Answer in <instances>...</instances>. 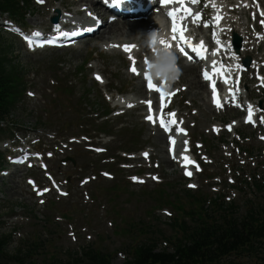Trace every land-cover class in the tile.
<instances>
[{
	"label": "rangeland",
	"instance_id": "rangeland-1",
	"mask_svg": "<svg viewBox=\"0 0 264 264\" xmlns=\"http://www.w3.org/2000/svg\"><path fill=\"white\" fill-rule=\"evenodd\" d=\"M62 2L72 9L76 7L67 5L68 0H50L43 8L34 0L29 7L22 4L27 19L25 25L18 24L26 29L50 30V15L60 9ZM237 19L245 21V17ZM249 27L252 29L253 25ZM0 34L10 66L23 72L20 78L27 86L21 103L8 120L14 125L13 133L0 144V152L5 151L3 168H10L8 176L0 173V234L12 235L9 251L15 252L36 238L41 242L36 264H42L46 254L64 258L89 246L111 253L114 264H123L128 256L125 247L132 242L157 238L162 241L159 248L163 249V237H169L173 231L170 222L174 211L171 207L153 211L149 195L161 182L166 192L174 195L195 185L194 191L233 204L239 215L251 203L264 205L263 195L255 186L264 183V142H260L264 134L258 128L243 125L236 134L213 130L214 126L219 129L234 120L239 122L245 114L236 111L233 115L227 110L222 115L214 114L209 94H204V90L198 97L192 91L180 94L175 107L191 128L192 143H204L195 154L202 160L204 172L189 182L175 165L177 162L167 158L164 138L143 123L142 110H114L117 95L135 96L138 81L127 73V61L102 50L106 37L91 39L78 51L29 54L19 40ZM252 39L250 33L248 40ZM262 55L264 51L260 49L245 56L255 61ZM251 78L253 74L246 75V89L249 84L256 85L249 82ZM179 79V87L187 88L182 77L174 81ZM257 91L253 99L264 105V93L259 95ZM107 111L110 114L103 118L107 124L102 129L111 133L110 139L95 132L100 121L88 128L90 120L81 117L92 113L95 117L103 116ZM19 143L30 144L43 153L45 172L23 168L18 174H11L15 168L9 160L16 157L14 152L18 150L11 149L10 144L20 146ZM90 146L105 148L107 153H93L87 149ZM144 151L149 152L150 158L142 157ZM67 159L74 160L75 165L70 161L63 163ZM105 172L114 178H105ZM210 176L213 180L206 179ZM30 178L37 185H29ZM53 182L67 193L65 197L52 190L44 196L38 194L42 189H51Z\"/></svg>",
	"mask_w": 264,
	"mask_h": 264
},
{
	"label": "trees",
	"instance_id": "trees-1",
	"mask_svg": "<svg viewBox=\"0 0 264 264\" xmlns=\"http://www.w3.org/2000/svg\"><path fill=\"white\" fill-rule=\"evenodd\" d=\"M20 1L24 0H0V13H9L21 19ZM18 77L20 72L10 67L3 55L0 38V126L23 97L25 88ZM257 186L261 190L262 186ZM151 198L155 208L171 206L175 210L172 234L163 237L169 246L159 251L160 239L157 238H147L137 244L132 242L126 247L128 256L123 264H211L230 257L248 260L251 264H264L262 205L239 215L234 213L233 205L208 201L210 197L200 191H182V194L173 195L162 187L152 193ZM125 232L131 233L128 230ZM10 244L11 235H0V264L37 263L40 240L29 241L15 252L9 251ZM112 260L110 253L89 246L64 258L46 254L42 264H114Z\"/></svg>",
	"mask_w": 264,
	"mask_h": 264
},
{
	"label": "bare ground",
	"instance_id": "bare-ground-1",
	"mask_svg": "<svg viewBox=\"0 0 264 264\" xmlns=\"http://www.w3.org/2000/svg\"><path fill=\"white\" fill-rule=\"evenodd\" d=\"M240 1L241 0H212V2L216 5V8L219 9L220 14L225 19H226L227 13L235 14L237 17H243V18L248 15V11L251 9L250 7L252 3H254V1L244 0L242 4L239 3ZM255 3L259 5L258 7H260L261 9H264V0H255ZM86 5L88 9L93 10L100 15L103 14L105 16L101 8L98 7L96 3L89 1V3H87ZM243 5H245V7H242ZM59 7L60 8L63 7L62 3L59 4ZM57 11H59V8L56 9V12ZM80 11L81 10L77 9L75 12H80ZM70 20L71 18L65 17L64 20L62 19L61 23L62 24L68 23L70 22ZM149 23L150 22L148 20L143 19L140 22L117 21L116 23L111 24V26L108 25V27L104 29L101 35L103 37H106V38L102 37L104 39L102 40L103 41L102 47L110 51L111 55L115 57H119L120 59H125V58L129 59V57L131 56L136 61V64H135L136 68H142L141 64L143 65V63H140L137 60L140 58H143V56H145L148 59L152 58V54L148 48L149 38L152 37L153 39H156V40H153L154 43L151 42L153 45H156L160 35L164 34V32H162V30L159 29L158 25L150 27ZM225 23L230 24L232 27L238 28L239 30H243L246 32L244 33V35L246 36L247 41L245 38V44L243 45L244 46L243 53L246 52L248 50V47L251 46V44L249 43L253 41V39L248 40V35H250V32H247L248 27L245 21L242 22L240 19H236V20L228 19V20H225ZM222 32H224L223 29H222ZM153 34H155V36ZM241 38H243L242 35H241ZM126 44L127 45H130V44L137 45V47L135 48V51L131 55L127 53L123 48V45H126ZM113 45H117V47H113ZM245 45L247 46V48H245ZM180 71H181L182 81L185 82V84H187L188 91H192L195 97H198V94L202 93V90H204L203 91L204 94L209 92L207 85L204 82H202L201 78L196 76L195 74L197 73L196 72L197 67H194V66L182 67ZM130 75L131 77H137L134 73ZM140 84L141 83L138 82V85L135 88V93H136L135 97H138V98L137 99L135 98L126 99L127 101L125 103L123 104L119 103V105H123L124 108L125 107L127 108L128 105H131L130 108H134L133 111L142 110L143 106L142 104L139 103L138 99L139 97L142 98L143 96H146L147 91L145 87ZM213 111L215 110L213 109ZM158 134L162 138H164V136L161 133H158ZM171 162L173 163L174 161H171ZM187 170H190V167Z\"/></svg>",
	"mask_w": 264,
	"mask_h": 264
},
{
	"label": "snow or ice",
	"instance_id": "snow-or-ice-1",
	"mask_svg": "<svg viewBox=\"0 0 264 264\" xmlns=\"http://www.w3.org/2000/svg\"><path fill=\"white\" fill-rule=\"evenodd\" d=\"M45 2V0H37V3L39 4H43ZM159 2L163 5H169V4H179L181 5L182 7L180 8H173L171 11H169L167 13V16L171 17L172 19V28H171V31L173 33V36H172V39L173 40H179L180 42H182L183 44H187L189 47H192L194 51H196V47L191 43V41L185 36V32L187 31V28L183 26L182 24V19L183 17L180 16V13H184L185 16H193V11L191 8L187 7L186 6V3H185V0H159ZM192 3H199V0H191ZM212 7H216V5L213 3L212 4ZM89 15L91 16L92 14L89 13ZM261 15H264V13H261ZM222 15L220 14L219 12V9L217 10V15L215 16V22L218 24L220 22V20L222 19ZM201 19V13L199 12H196L195 15H194V18H193V22L196 23L198 22L199 20ZM260 24L264 25V19L260 20L259 21ZM204 27H208V24L207 22L204 23ZM57 29H59V26H57ZM90 31V29H87ZM76 33L73 32V33H63V35H75ZM178 34V36H177ZM35 35H40V33H35ZM155 36V34H153ZM258 37L260 39H264V35H261L260 33H257ZM213 36L215 38V33H213ZM26 40H28L29 38L28 37H25ZM161 44L164 45L165 49H169L171 47L170 44H168L166 41H163L161 40L160 41ZM217 43H219V41H217ZM29 46L31 47V41L29 40ZM113 47H117V45H113ZM135 45H123V48L126 52L128 51H131L132 48H134ZM176 47L179 48V51L181 53H184L185 56H187V58L189 60H192L193 57L191 55H189L186 51H185V48L180 44L178 43L176 45ZM204 47V43L203 41L200 42V48L203 49ZM155 51V49H153ZM171 53L170 52H165L164 54V58L167 59L168 56H170ZM201 58H203V56H201ZM129 59L132 60V63H133V67L130 69L133 73H137V74H140L138 71H137V68L135 67V60L130 56ZM237 59H239L237 57ZM145 63L148 64V60L147 58H145ZM214 63V66H215V62ZM149 67H151V65H149ZM237 67L239 68L240 65H237ZM144 75V78L147 80V86L149 89H152L155 87V85L153 84L152 82V79L151 77L148 75L147 72L143 73ZM204 75V78L207 80L209 79L208 77V72L207 70H205V72L203 73ZM97 80H100L101 77L99 75H97ZM262 82H264V77L261 78ZM157 91H160V89H157ZM213 92L215 93V87L213 86ZM31 95V93H30ZM161 98H163V94L161 96ZM149 105H151V101H148L147 102ZM129 107H131V105H129ZM251 112H252V109H251V106H249V119L251 120ZM174 115V114H172ZM147 119L151 120L152 117L151 116H148ZM260 119L262 121H264V117H260ZM254 122V121H253ZM229 129H231V126L229 125ZM103 149H96V151H102ZM39 155V154H37ZM49 156L52 155V153H49L48 154ZM147 155V154H145ZM46 167V166H45ZM198 167V166H197ZM105 175H109L108 173H105ZM186 175H189L191 176L192 173L191 172H186ZM135 179V178H134ZM29 183L33 184L34 185V182L33 181H29ZM189 187H195V185H189ZM46 191H49V189H43L42 191H39L38 194L40 195H43L44 192ZM63 195H67V193H61ZM41 203H43V201H41Z\"/></svg>",
	"mask_w": 264,
	"mask_h": 264
}]
</instances>
